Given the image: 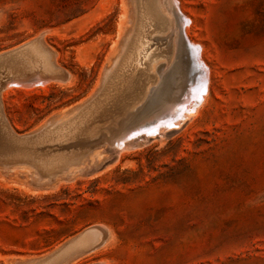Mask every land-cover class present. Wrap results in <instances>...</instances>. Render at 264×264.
<instances>
[{
    "label": "rangeland",
    "instance_id": "374dc122",
    "mask_svg": "<svg viewBox=\"0 0 264 264\" xmlns=\"http://www.w3.org/2000/svg\"><path fill=\"white\" fill-rule=\"evenodd\" d=\"M175 1L189 17L185 36L200 51L203 97L175 125L92 150L54 184L33 183L28 166L0 168V264H28L89 226L103 228L105 241L68 264H264V0ZM165 2L174 24L152 34L150 49L158 48V79L172 91L150 94L157 82L141 101L162 103L170 115L176 99L194 93L200 68ZM130 3L0 0V52L44 33L55 63L71 74L65 83L2 91L15 132L103 86L129 29ZM118 105L105 120L128 108ZM75 146L64 150L84 149Z\"/></svg>",
    "mask_w": 264,
    "mask_h": 264
},
{
    "label": "bare ground",
    "instance_id": "6f19581e",
    "mask_svg": "<svg viewBox=\"0 0 264 264\" xmlns=\"http://www.w3.org/2000/svg\"><path fill=\"white\" fill-rule=\"evenodd\" d=\"M130 1L132 15L130 17L129 29L123 33V36H121L122 40L120 44L116 48L114 47L115 51H112L113 55L110 56L111 62L109 61V70L105 76V87H103L101 96L95 99V101L93 100L91 103L81 106L79 109L77 108L70 111L69 109L58 111L54 115L52 114V116H50L53 117V119L46 127L43 126L45 123L44 121L36 128L38 129L43 126V130L41 131V134L38 136V138H41L40 142L43 141L44 143V141H46L48 144H50L49 147H46L40 151H34L35 167H37L42 173L52 174V172L59 170L63 172L69 169L71 166L73 167L75 164L80 165V162L85 157V155H83L84 151H81L80 149L81 147L77 150L64 149L69 147H77L75 145L83 144L80 138L85 137L86 135L94 134L100 126V120L109 118V115L107 116L109 107L112 109L115 104L118 105L117 103H123L120 104V106H117L119 108L133 107L135 103L143 100L150 88L157 82H159V85L155 89L150 90V94H154L156 92V95L161 97L162 94L165 93L164 98H167V95L171 94L170 92L172 91V87L169 86L168 79L164 76H162L160 80L158 79L159 71H156L157 69L155 68L159 59L156 52L158 48L150 49L152 48L150 43L153 39L152 34L156 33L155 35H157V33L160 34L167 31L170 32L172 30V25L174 23L171 18L172 16H170L171 13L169 14L168 12L169 6H166L165 0ZM171 9L178 29L180 20L173 11L172 6ZM188 18L189 17H187V21L184 26L188 25ZM187 28L188 27H185V32ZM176 34H178V32ZM198 53L200 54V51H198ZM30 54L32 55V58H28L27 60L31 66H36L39 64H42L43 66L49 65L50 59L48 58V53L43 46H32L30 48ZM169 58L170 57L168 56L167 59ZM144 65L146 68H142ZM196 82L198 84L193 94L190 93L187 99L181 100L179 103L177 99L175 100L176 103L172 108V111H170L172 113L169 115V118L157 120L156 122L152 123L151 127L144 128L142 130L144 133H141L138 136L152 135L156 132H159L162 127L175 125L177 123L175 120L179 115L182 114V111H191L193 104L195 105L196 101H198L197 99L203 97L202 93L205 91V79L201 77V80L198 78ZM41 86L44 85L41 84ZM125 99L127 102H123ZM104 103L107 104L98 112ZM176 105H179V109L178 107L176 109ZM128 138L129 137H124L120 141L116 142L117 148H121L123 145H125V143L129 140ZM73 140L75 141L72 143L71 141ZM69 142H71V144L68 145ZM114 148L116 149V147ZM99 151L101 150L99 149ZM92 153L95 155L93 151L91 154ZM94 155L91 156L94 157ZM79 165H76V167ZM77 168L73 171L77 170ZM100 239L101 232L98 229L88 228L78 237L68 238V242L65 245H61L62 247L59 245L61 248L53 254H50L48 257L43 258L40 256L36 257L34 260L32 258L31 262L29 260L27 263L68 264L70 261L85 255L90 251H93L96 248L95 245L100 241ZM59 246H57V248Z\"/></svg>",
    "mask_w": 264,
    "mask_h": 264
},
{
    "label": "water",
    "instance_id": "95a60500",
    "mask_svg": "<svg viewBox=\"0 0 264 264\" xmlns=\"http://www.w3.org/2000/svg\"><path fill=\"white\" fill-rule=\"evenodd\" d=\"M167 1L171 4L173 11L180 20L178 33L184 46L191 50L190 54L193 57V59H191L192 63L195 61L200 68V73L197 79L200 78L201 80V77L205 79V69L198 61L199 49L188 41L184 33V25L187 20L180 12L175 0ZM43 35L44 33H41L18 46L0 52V168L9 169L14 166H30L35 169V173L30 172L29 176L31 177L32 182L38 186L54 184L57 180L63 178L62 174L67 173V171L62 172L60 170L54 171L52 174L42 173L34 164L35 152L50 146L46 141H44V143L43 141L40 142L41 138H38V136L41 134L43 126L46 127L53 117L46 119L44 125L40 128H35L29 132L19 134L12 129L3 112L1 93L10 85H19L24 88H29L51 82L65 83L70 79V72L55 63L54 53L45 45ZM37 45L43 46L47 51L48 58L50 59L49 65L43 66L42 64H39L31 66L28 63L27 59L32 58L30 48ZM103 87H105V84H103V86L90 97L86 98L81 103L72 106L69 111L87 105L93 100L95 101V99L101 96ZM160 106L163 108L165 107L162 103H154L153 101L137 102L133 107H128L122 114H117L109 120H100L101 124L94 134L80 138L83 142L84 149L81 150L84 151L83 155L86 156L92 150L105 144L110 148L115 149L116 142L124 137H129L128 139L134 138L141 133H144L142 130L151 127L152 123L157 120L169 118L170 116L167 115L168 112L165 108L166 111L163 109L165 112H160L159 115H155ZM69 176L71 175L64 176V178H69ZM88 228H95L101 232V239L95 245L97 247L103 242L107 235V232L99 226H89L71 238L78 237ZM67 242L68 240L61 245L63 246ZM60 246L54 249L51 253L43 256V258L56 252L62 247Z\"/></svg>",
    "mask_w": 264,
    "mask_h": 264
}]
</instances>
